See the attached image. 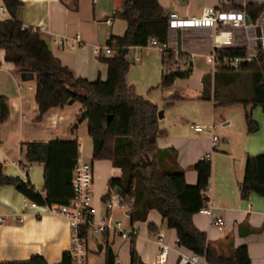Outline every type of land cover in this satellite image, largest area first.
Segmentation results:
<instances>
[{"label":"crops","instance_id":"0c3cea01","mask_svg":"<svg viewBox=\"0 0 264 264\" xmlns=\"http://www.w3.org/2000/svg\"><path fill=\"white\" fill-rule=\"evenodd\" d=\"M20 5L16 11L17 21L23 29L28 28L38 33L40 39L49 48L53 56L67 67L76 77L86 78L89 81L100 78L106 80L107 65L99 60L94 53L100 49L102 57L106 54L107 40L111 36L121 37L127 29V21L118 15L115 0H17ZM166 16L176 12L182 17L198 16L204 6H216L218 0H158ZM121 3V1H120ZM201 3V4H200ZM6 15L4 19H7ZM210 30H189L186 32L172 31L168 35L169 48L173 49L177 37V46L180 52L186 55L189 62L184 69L193 71V57H205L202 45L189 42L186 35ZM79 36V42L72 47L74 37ZM132 47L129 48V50ZM205 62L206 61L205 58ZM203 72H199V84L195 94L174 93L171 88L165 90L162 98L163 105L174 95L180 99L174 100L171 108L179 110L175 118L163 122V111L159 117L161 106L157 104L149 93L147 98L156 106L155 121L157 134L154 142L160 151L159 164L164 171L180 170L185 175L187 185L193 186L197 182V173L194 165L201 159H210L209 201L212 205L210 217L195 213L192 221L195 226L206 234L208 243L224 256H233L237 248L246 246L250 264H264V212L263 196L250 193L247 198H241L238 184L242 181L244 164L248 157L264 153V112L261 107L250 110L251 118L258 123L257 132L248 134L244 121L245 112L250 107L241 101L251 97L248 81L239 78L234 83L219 80L218 97H214L213 80L211 81L210 97L207 100L202 96V78L212 73L215 67L211 64ZM20 72L14 64L4 60V50L0 49V94L8 99V119L0 124V163L2 174L9 178H17L31 185L41 194L44 190V166L39 163L25 161L23 144L28 141L45 143L50 140H68L76 138L79 147L81 126L85 134L87 121L78 122L81 105L73 104L51 108L41 119H38V106L35 102L36 81L32 78L23 81ZM130 88L133 87L128 83ZM230 99L238 101L227 103ZM203 102L200 108L206 113L211 112L212 120L217 112V119L222 123L224 135L217 142L211 140L210 132L196 133L192 137L185 132L188 119L184 116L186 107L182 103ZM202 104V103H201ZM229 106L241 107L240 117L235 122L225 116L224 111ZM196 109V114L198 113ZM77 123V131L72 132L73 124ZM215 124L214 122H212ZM190 124V123H189ZM192 124V123H191ZM190 124V126H191ZM195 124H197L195 122ZM189 126V127H190ZM164 131V134L159 132ZM84 160L91 163L94 176L92 205L98 217L110 216L118 220L115 209L109 212L105 208L103 197L108 193V182L111 178L120 177V170L113 167L109 160ZM27 203V205L25 204ZM25 204V206H24ZM58 206H40L28 202L14 186H0V215L4 222L0 226V260L5 262L28 261L34 255H40L47 264H59L64 252H70L72 247L71 232L68 221L56 212ZM118 210H122L116 208ZM123 211L131 229L136 230V236L129 240L115 238L102 242L103 248L97 256V264H105L104 244H107L116 257V264H130L131 241L134 240V251L143 264H152L156 258L157 245L154 234L163 233L165 242L171 247L164 264H176V235L172 229L165 230L166 225L162 216L156 211H150L145 221L130 222V211ZM129 214V216H128ZM224 222L219 227L215 220ZM153 226V228H150ZM167 226V225H166ZM132 239V240H131ZM117 242H116V241ZM115 242L118 248L115 247ZM179 248V247H178ZM183 249V248H182ZM184 250V249H183ZM186 251V250H184ZM86 258L85 264H90Z\"/></svg>","mask_w":264,"mask_h":264},{"label":"trees","instance_id":"16d2710c","mask_svg":"<svg viewBox=\"0 0 264 264\" xmlns=\"http://www.w3.org/2000/svg\"><path fill=\"white\" fill-rule=\"evenodd\" d=\"M9 17L0 20V49L4 50V60L14 64L20 73L32 72L36 81L35 102L41 119L51 108L65 106L70 100L81 105L80 111H87V134L93 143L91 159L109 160L113 167L120 170V177L108 182V193L118 187L120 196L129 203L130 222L145 221L147 214L156 210L167 227L175 231L178 247L204 258L209 264H250L246 246L235 250L233 256L220 254L210 246L206 234L198 229L192 218L203 204V192L207 190L210 178L211 162L208 158L194 165L197 182L187 185L182 171H164L159 164L160 151L154 142L157 134L155 115L156 106L145 97L133 92L127 82L126 74L130 67L127 54L130 47H146L150 38L167 44L169 27L166 12L158 0H121L118 15L127 21L126 30L121 37L111 36L107 44L113 55L99 57L107 65V79L89 81L74 76L50 52L38 33L23 29L17 21L16 11L20 3L17 0H3ZM263 8L248 4L244 11L251 22L261 14ZM245 48L229 47L217 51L222 56L238 57L244 55ZM183 53L179 52V55ZM166 55V59H165ZM174 54L170 50L162 52L163 69L157 87L167 88L179 78L189 77L190 70H172ZM225 79L234 83L239 78L248 81L251 97L241 101L247 109L244 116L246 132H257L259 125L251 118L250 110L261 107L264 112V50L257 49L256 58L244 62L237 68L217 64L212 73L202 78V96L210 97L213 80L214 97H218L217 83ZM174 95L165 105L170 106ZM238 102L230 99L227 103ZM9 117L8 99L0 94V124ZM109 118V122L108 121ZM77 128L73 129L75 133ZM164 131L159 134H164ZM25 161L44 166V190L38 192L31 183L2 174L0 163V186L10 185L21 193L28 202L40 206H63L74 196L72 173L76 165L79 144L74 137L68 140H50L45 143L28 141L23 144ZM244 175L238 184L240 197L247 198L250 193L264 196V153L248 157L244 164ZM153 228V226H150ZM88 229H80V237L86 240ZM104 234L102 240L105 241ZM132 240V239H131ZM105 264H116L111 248L104 244ZM131 241L130 264H143L134 251ZM59 264H73L70 252H64ZM0 264H47L40 255L32 256L28 261L5 262Z\"/></svg>","mask_w":264,"mask_h":264},{"label":"built area","instance_id":"2783aa9c","mask_svg":"<svg viewBox=\"0 0 264 264\" xmlns=\"http://www.w3.org/2000/svg\"><path fill=\"white\" fill-rule=\"evenodd\" d=\"M248 4H256L263 8L260 16L248 24H245V18L248 17L244 11V7ZM8 15L5 3L0 0V20ZM169 33L172 31L186 32L189 30H210V42L211 48L206 53L205 57L208 63H211L214 67L221 63L227 67L237 68L244 62H251L256 58L257 49L264 50V0H218L216 6H204L201 13L198 16L182 17L176 12L169 13L167 15ZM260 27V40L261 46L257 44L256 28ZM79 36L76 35L73 39L72 47L79 42ZM174 48H169V43H159L157 38H150L147 42V46L158 48L161 52L170 50L174 54L178 62V54L180 50L176 48L177 37L174 40ZM229 47H242L246 49L244 55L238 57L222 56L219 58L217 51L222 48ZM94 53L97 57H102L100 49H95ZM113 50L107 45L106 54L104 57L112 56ZM166 59V55H165ZM167 60V59H166ZM175 66L173 69H179L186 71L187 69L178 68ZM191 129L198 133L210 132L211 140L216 143L217 137L213 134L215 124L208 126H200L199 124H191ZM208 158V157H207ZM72 190L74 193L73 198L68 204L58 206L56 212L61 216H64L68 225L70 226L72 247L70 250L71 258H73V264H85L86 262V242L85 239L80 237V229L83 226H87L88 231H93L95 234L108 235L114 233L123 240H129L132 236H136L137 232L131 229L129 232L124 230L122 224L118 220L111 219L110 216L98 217L96 210L93 208L92 201L94 192H92L94 176L92 173L91 163L84 160L82 157V148L79 147L78 156L76 158V165L72 173ZM203 204L199 209V213L210 217L212 205L209 201V190L203 192ZM32 203V202H31ZM27 205V203H25ZM24 204V206H25ZM34 204V203H32ZM105 208L109 212L119 208L124 211L128 210L129 203L123 201L119 194L111 192L104 202ZM263 212H264V196H263ZM4 219L0 215V226L3 224ZM219 227L224 225L221 219L215 220ZM154 240L157 245L156 258L152 264H164L168 258V254L171 251V247L165 242L163 233L154 234ZM178 239L176 241V245ZM178 255L176 264H209L204 258L193 255L183 249H176Z\"/></svg>","mask_w":264,"mask_h":264},{"label":"rangeland","instance_id":"374dc122","mask_svg":"<svg viewBox=\"0 0 264 264\" xmlns=\"http://www.w3.org/2000/svg\"><path fill=\"white\" fill-rule=\"evenodd\" d=\"M201 4V3H200ZM189 42L195 43L197 45H202L204 48L203 51L205 53L211 48V38L210 33L205 32H196L193 31L189 33V35H186V38ZM127 59L130 62L129 70L126 74L127 82L133 87L134 93H136L139 96H143L146 99L147 95L150 93L152 99L161 106L160 111H163V114L165 115V118L162 119L163 122H169V120L175 118L176 113L178 112V108H171L170 106L163 105V99L165 96V90L168 88H171L173 94L174 93H180V94H195V89L197 88L199 84V72H203L207 68L210 67L208 63L205 62L204 57H193V71L190 75V78H179L176 79L170 87L167 88H160L157 87L160 78H161V71L163 69L162 64V52L158 48H154L151 46L146 47H132L127 54ZM178 62L174 59V62L172 64V70L177 65L180 68H184L186 64L189 62V59L186 58L185 54L178 56ZM178 67V68H179ZM149 100V99H148ZM150 101V100H149ZM151 102V101H150ZM202 103V104H201ZM201 105H207L203 104V102H191V103H182L183 107H186L187 109L184 112V116L188 119V124L185 125V132L188 134V136L192 137L196 133H194L193 130L190 129V124H199L200 126H208L212 124V122L215 123V134L218 137L219 140L224 135V129L226 126L223 127L222 123L217 119L218 114L220 112H217V114L214 118V121L212 120L211 112H208L205 114V112L202 111ZM196 109H198V113L196 114ZM241 107L239 106H229L224 111L225 116H228L232 122H235L237 117H240L241 114ZM190 123V124H189ZM85 127L81 126V131L79 132L80 139L79 143L82 144V150L86 154V158H90V154H92V147L93 143L91 142V138L87 134V129L85 130V134H83L82 130H84ZM115 213L117 214L116 217L121 220L122 224H124V228L126 230H129L130 225L128 224L127 218L123 215L122 210L115 209ZM165 230H168V227L166 225L163 226ZM115 238H119L116 236ZM113 239L112 233L108 236V241L111 242ZM116 241V240H115ZM86 242V248H87V258L90 261V264H97V261L99 258L97 256L99 255L96 253V246L98 243H102V236L101 234L94 233L93 231H88L87 238L85 240ZM117 242V241H116ZM115 242V247L118 248V245ZM182 249L181 247H179Z\"/></svg>","mask_w":264,"mask_h":264},{"label":"water","instance_id":"95a60500","mask_svg":"<svg viewBox=\"0 0 264 264\" xmlns=\"http://www.w3.org/2000/svg\"><path fill=\"white\" fill-rule=\"evenodd\" d=\"M120 1H121V0H115V3H116V6H117V7L120 6ZM166 17H167V16H166ZM248 23H249V20H248V17H246V18H245V24H248ZM260 31H261L260 27H257V28H256V36H257V40H256V41H257V44H258L259 47L261 46V40H260V38H259V37H260ZM180 48H181V46L178 45V50H180ZM33 77H34V75H33L32 72H26V73L24 72V73H21V74H20V78H21V80H23V81L30 80V79H32ZM73 103H74L73 100H70V101L68 102L69 105H71V104H73ZM158 116H159V117L162 116L161 111L158 113ZM87 117H88V112H87V111H82V112L80 113V116H79V118H78L77 123H78V122H81V121H83V120H86ZM107 122H109V118H108V121H107ZM77 123L73 124V126H72L73 129L77 128ZM111 192H113L114 194H119V195H121V194L123 193V192H121V189L118 188V187L112 189ZM128 216H129V214H128ZM102 248H103V244H102V243H98L97 246H96V252L100 253V252L102 251Z\"/></svg>","mask_w":264,"mask_h":264}]
</instances>
